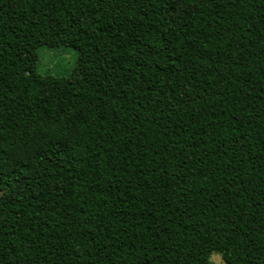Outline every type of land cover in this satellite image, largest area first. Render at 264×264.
Masks as SVG:
<instances>
[{"label":"trees","instance_id":"16d2710c","mask_svg":"<svg viewBox=\"0 0 264 264\" xmlns=\"http://www.w3.org/2000/svg\"><path fill=\"white\" fill-rule=\"evenodd\" d=\"M212 253L264 264V0H0V264Z\"/></svg>","mask_w":264,"mask_h":264},{"label":"rangeland","instance_id":"374dc122","mask_svg":"<svg viewBox=\"0 0 264 264\" xmlns=\"http://www.w3.org/2000/svg\"><path fill=\"white\" fill-rule=\"evenodd\" d=\"M76 52L68 47L41 48L34 61L36 71L56 78L68 76L76 66ZM211 264H226L220 254L212 253Z\"/></svg>","mask_w":264,"mask_h":264}]
</instances>
